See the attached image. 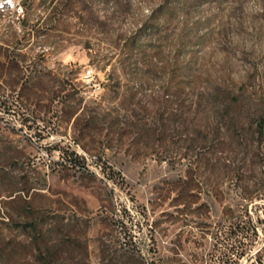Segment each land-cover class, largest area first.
Wrapping results in <instances>:
<instances>
[{"label":"rangeland","instance_id":"1","mask_svg":"<svg viewBox=\"0 0 264 264\" xmlns=\"http://www.w3.org/2000/svg\"><path fill=\"white\" fill-rule=\"evenodd\" d=\"M18 2L0 264H211L233 212L264 264V0Z\"/></svg>","mask_w":264,"mask_h":264},{"label":"trees","instance_id":"2","mask_svg":"<svg viewBox=\"0 0 264 264\" xmlns=\"http://www.w3.org/2000/svg\"><path fill=\"white\" fill-rule=\"evenodd\" d=\"M24 4V2H22ZM48 8V6L46 7ZM24 7H22L23 11ZM26 14L23 13V18L21 22L23 25H26V20L27 16ZM47 22H45L46 24ZM1 49V47H0ZM5 57H7V61L10 63L18 64L20 60L12 58H8L9 54L7 52L4 54ZM3 65V64H2ZM7 99L0 100V108L3 109V111H9L11 109H14L13 107L20 106L19 102V95L16 93V96H10L6 97ZM244 214L238 213V212H233L229 216V223H228V230L226 233L225 238V246H222V242L220 239H222L221 235H215L217 240L214 243L213 247V253L211 254L212 256V263L211 264H239L240 259L244 256L245 252L244 251H238L236 249V243L239 241L240 238H242L243 234L239 231V224L243 223L244 224ZM248 231L250 232L249 234V240L250 242H253L256 239L257 236V227L254 224H249L248 225ZM221 244V245H220ZM220 245V246H219Z\"/></svg>","mask_w":264,"mask_h":264},{"label":"built area","instance_id":"3","mask_svg":"<svg viewBox=\"0 0 264 264\" xmlns=\"http://www.w3.org/2000/svg\"><path fill=\"white\" fill-rule=\"evenodd\" d=\"M8 11L15 12L17 15L21 14L22 6L18 0H0V13Z\"/></svg>","mask_w":264,"mask_h":264}]
</instances>
